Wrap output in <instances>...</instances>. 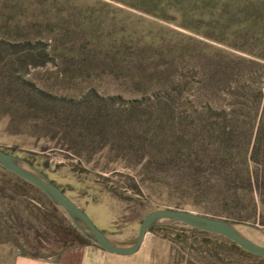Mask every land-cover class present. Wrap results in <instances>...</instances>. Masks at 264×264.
I'll list each match as a JSON object with an SVG mask.
<instances>
[{
  "label": "rangeland",
  "instance_id": "obj_1",
  "mask_svg": "<svg viewBox=\"0 0 264 264\" xmlns=\"http://www.w3.org/2000/svg\"><path fill=\"white\" fill-rule=\"evenodd\" d=\"M263 23L264 0H0V150L33 161L115 246H131L150 212L173 209L225 220L264 247L254 193L221 196L199 187L214 186L209 174L182 170L180 102L171 110L165 100L178 81L196 87L195 58H252L245 51H260ZM43 215L60 221L54 231ZM68 226L60 207L0 166V246L52 255L78 244ZM152 229L144 248L158 263L181 262L182 248L199 258L186 228ZM224 248L225 264H264Z\"/></svg>",
  "mask_w": 264,
  "mask_h": 264
},
{
  "label": "trees",
  "instance_id": "obj_2",
  "mask_svg": "<svg viewBox=\"0 0 264 264\" xmlns=\"http://www.w3.org/2000/svg\"><path fill=\"white\" fill-rule=\"evenodd\" d=\"M261 29L264 34V23ZM23 46L31 50L29 44ZM261 46L256 53L245 51L252 56L247 59L219 52L206 59H193L192 70L198 78L196 87L189 88L187 82L178 81L171 89L175 98L166 95L165 100L171 110H176L180 102V110L175 114L177 120H174L182 126L184 135L181 156L187 164L182 170L188 171L191 177H200L206 172L215 184L199 187L216 190L221 196L229 193V198L235 199L237 192L250 190L259 199L264 214V42ZM218 93L224 94L225 100ZM26 162L33 167V161ZM250 163L255 165V171L250 170ZM12 195L26 198L22 191H13ZM50 218L53 223L49 229L54 231V223L60 221ZM178 225L191 233L196 245L200 244L199 258L202 253L207 254L214 264H225V246L239 249L221 236ZM185 232L176 236L178 243L185 241ZM65 234L78 244L90 243L74 227L65 228ZM212 242L215 244L212 251L201 249Z\"/></svg>",
  "mask_w": 264,
  "mask_h": 264
},
{
  "label": "water",
  "instance_id": "obj_3",
  "mask_svg": "<svg viewBox=\"0 0 264 264\" xmlns=\"http://www.w3.org/2000/svg\"><path fill=\"white\" fill-rule=\"evenodd\" d=\"M20 162L28 165L32 172L26 171L20 166ZM0 166L18 179L30 184L41 191L53 204L60 207L74 222L75 227L85 237L92 240L101 250L116 255H132L141 247L148 231L160 220L169 223H177L205 233L221 236L235 244L239 249L249 255L264 259V247L256 245L243 238L236 230L234 224L225 220L188 212L184 210L163 209L155 210L147 214L141 221L137 236L129 247L113 245L99 231L87 215L76 206L56 185L32 167L26 161H22L11 154L0 150Z\"/></svg>",
  "mask_w": 264,
  "mask_h": 264
},
{
  "label": "crops",
  "instance_id": "obj_4",
  "mask_svg": "<svg viewBox=\"0 0 264 264\" xmlns=\"http://www.w3.org/2000/svg\"><path fill=\"white\" fill-rule=\"evenodd\" d=\"M47 217L48 216L43 215V218L46 219L45 224L49 228L50 220H47ZM146 239L147 234L139 250L132 255L108 253L101 250L93 242L75 244L68 248H63L55 254H44L41 256L28 255L27 253L20 252L18 248L9 244H2L0 246V249H2L0 251V264H160L152 256V250L150 248H144ZM214 245L215 244L212 242L209 245L201 246V249L212 251ZM197 246H200V244H197ZM182 250L181 262L169 256L164 264H210L207 263V261L214 264V260H211L207 254L202 253V258H198L197 261H194L191 254L192 252L189 253V251H186L187 249L185 250L183 248Z\"/></svg>",
  "mask_w": 264,
  "mask_h": 264
}]
</instances>
